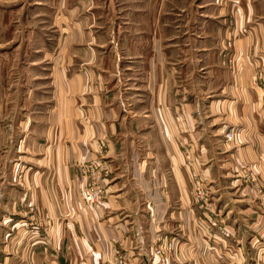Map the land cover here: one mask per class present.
Wrapping results in <instances>:
<instances>
[{
  "label": "crops",
  "instance_id": "crops-1",
  "mask_svg": "<svg viewBox=\"0 0 264 264\" xmlns=\"http://www.w3.org/2000/svg\"><path fill=\"white\" fill-rule=\"evenodd\" d=\"M47 1L0 52V264H264V0Z\"/></svg>",
  "mask_w": 264,
  "mask_h": 264
},
{
  "label": "rangeland",
  "instance_id": "rangeland-1",
  "mask_svg": "<svg viewBox=\"0 0 264 264\" xmlns=\"http://www.w3.org/2000/svg\"><path fill=\"white\" fill-rule=\"evenodd\" d=\"M45 2L48 3L47 0H45ZM27 3H28V0H0V52L5 51V49H8L10 47L14 48V47L20 46L22 44L26 45L27 44V38L25 37V34L27 36L28 30L31 31L30 40L36 41L37 38H35V37L37 36V32L34 31V28H38V30H40V28L37 26L34 27V25L38 24V20L37 19L34 20V18H32V14L34 12L32 8H34V7H28ZM38 26H39V24H38ZM47 29H48V31L50 30V28H47ZM247 30H248V28L246 26H243L239 32H240V34H244L247 32ZM22 33H23V35H22ZM229 43H230V45H232V39H231V41H229ZM239 57L240 58L244 57V53L242 52V50H240ZM95 161H97V160H95ZM90 162L91 161H88L87 163L85 162V164L83 166V170H82L83 176L86 179V183L82 189L84 200H85L84 189L91 182V180L87 177L88 172L86 171L87 166ZM106 172H107V167H106V171H104V174ZM102 176L97 175L92 180L96 183V185L100 186L102 188V191H103L100 200L97 202V205H94V206H99L102 203V201L106 195V191H107L106 188L99 182V180ZM254 191L256 192V189ZM85 202H86V200H85ZM86 204L93 205V204L87 203V202H86ZM171 241L173 242V245L169 247V243ZM174 243H175L174 239L165 240L163 243L158 242L157 244L152 246V251H153V248L155 246H157V245L163 246L164 245L165 250H166V257H167L168 252L174 247ZM113 251L115 254V259H114L113 263L114 264H125L126 263L125 262V256H123V257L120 256V254H121L120 250L118 248H115V249H113ZM153 254H154V252H153ZM155 259H156V256H155ZM154 260H153V262H154Z\"/></svg>",
  "mask_w": 264,
  "mask_h": 264
},
{
  "label": "built area",
  "instance_id": "built-area-1",
  "mask_svg": "<svg viewBox=\"0 0 264 264\" xmlns=\"http://www.w3.org/2000/svg\"><path fill=\"white\" fill-rule=\"evenodd\" d=\"M235 137V133L233 131H229L227 133L228 139H233ZM187 163L188 166L191 169L192 177H193V184H194V199L200 206H206L210 201V189L207 183L202 179L200 174L197 172L196 169L192 166V158L191 154H188L187 156ZM242 170L245 172V177L250 180L249 182L252 183L254 188L256 189V193L259 195L261 199H264V187L259 184V181L257 179V175L254 171V169L247 167L246 165H242ZM86 171L87 177L91 180L90 184L85 187L84 189V196L87 203H91L93 205H97V202L100 200L102 196V188L94 181H92L97 175H103L104 171H106V165L103 164L100 161H91ZM211 224L213 226L218 225V221L216 219H213L211 221ZM228 234V232H226ZM173 245V242L171 241L169 243V247ZM154 255L156 256V259L154 260V264H167L166 262V250L165 246L163 245H157L153 248ZM119 253V252H118ZM121 257H123L122 254H120Z\"/></svg>",
  "mask_w": 264,
  "mask_h": 264
}]
</instances>
